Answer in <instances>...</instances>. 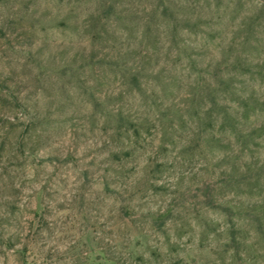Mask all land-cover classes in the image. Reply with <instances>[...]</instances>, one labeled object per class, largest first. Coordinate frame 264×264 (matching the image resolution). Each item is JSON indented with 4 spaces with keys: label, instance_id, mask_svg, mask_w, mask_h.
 Returning <instances> with one entry per match:
<instances>
[{
    "label": "rangeland",
    "instance_id": "374dc122",
    "mask_svg": "<svg viewBox=\"0 0 264 264\" xmlns=\"http://www.w3.org/2000/svg\"><path fill=\"white\" fill-rule=\"evenodd\" d=\"M0 264H264V0H0Z\"/></svg>",
    "mask_w": 264,
    "mask_h": 264
}]
</instances>
